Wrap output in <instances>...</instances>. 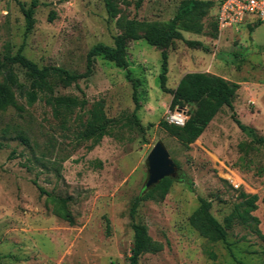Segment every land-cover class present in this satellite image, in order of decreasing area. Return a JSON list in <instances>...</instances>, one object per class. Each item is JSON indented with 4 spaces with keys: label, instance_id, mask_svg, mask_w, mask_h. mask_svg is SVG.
<instances>
[{
    "label": "rangeland",
    "instance_id": "obj_1",
    "mask_svg": "<svg viewBox=\"0 0 264 264\" xmlns=\"http://www.w3.org/2000/svg\"><path fill=\"white\" fill-rule=\"evenodd\" d=\"M17 1L25 8L31 2ZM17 1L0 0V62L22 45L23 54L38 66L78 73L85 70L89 48L112 45L125 20L168 22L182 2L115 0L119 12L110 18L102 0H36L35 23L25 34ZM214 15L212 7L201 34L182 31L185 40H199L204 47L174 40L166 48L170 90L189 71L204 70L239 84L233 109L223 106L188 147L159 121L176 109L188 118L195 106L170 108L172 94L161 88L159 78L161 49L142 38L126 44L129 77L96 56L89 76L68 87L54 85V95L86 99L84 108L66 117L54 116L42 93L28 104L15 91L18 107L0 113V264H129V209L145 190L146 158L158 141L178 174L163 200L143 201L137 209L135 221L162 244L160 251L141 255L138 264H239L235 258L264 264V242L248 227L233 223L227 228L229 250L223 241L200 235L188 220L199 197L211 202V214L224 224L240 192L257 194L252 214L264 234V144L253 140L264 135V21L249 19L215 33ZM12 69L27 88L24 69L17 64ZM99 101L112 120L108 134L97 143L79 140L75 116L86 119ZM232 113L253 131L240 130ZM134 117L144 126L142 133ZM60 200L73 224L54 213Z\"/></svg>",
    "mask_w": 264,
    "mask_h": 264
},
{
    "label": "trees",
    "instance_id": "obj_2",
    "mask_svg": "<svg viewBox=\"0 0 264 264\" xmlns=\"http://www.w3.org/2000/svg\"><path fill=\"white\" fill-rule=\"evenodd\" d=\"M17 1V0H15ZM107 14L110 18L118 15V7L115 0H102ZM141 1V0H139ZM18 2V1H17ZM140 2H137L139 5ZM20 9L25 19V34H27L35 23L34 8L37 6L36 0H31L29 7H24L19 3ZM215 8L213 31L218 32L217 7L212 0H182L175 15L168 22L147 21L128 19L122 26V31L113 37V44L96 43L92 45L86 53L85 70L81 73L70 71L61 66L45 65L38 66L37 63L27 58L22 52V45L19 46L13 55H5L0 62V113L7 107H18L15 91L24 96L28 104L34 103L42 93L45 103L50 105L54 116L66 117L75 108H84L85 98L74 95H54V85L68 87L75 84L77 80L89 76L92 72V63L96 56H102L115 66L125 69L129 77L128 61L126 58V44L130 40L144 39L148 44L161 49V72L159 74L161 88L172 94L170 108L180 105H194L193 113L186 119L183 126H178L167 122L159 121V126L169 134L175 136L185 147L195 141L207 127L213 117L223 106L233 109L232 100L236 95L239 84L228 81L224 77L205 71L186 72L178 81L173 90L165 86L168 66V54L166 48L174 40H183L189 47H204L199 40H185L182 31L196 34L203 32V18L209 13L211 8ZM52 15L49 16L51 20ZM260 24L261 21H256ZM17 64L23 68L25 75L30 80L27 88L18 80L17 74L12 69V65ZM134 84L133 80H131ZM134 86V85H133ZM135 89V86L133 87ZM86 119L78 114L74 120L78 123L76 136L79 140L93 139L97 143L99 139L108 134L112 120L108 118L103 110V103L96 102L87 110ZM70 117V116H69ZM232 118L238 128L242 131H253V128L243 124L234 113ZM137 129L142 133L144 126L137 117H134ZM254 142L264 144V135L255 136ZM174 178L165 177L155 186L145 189L136 196L129 209V216L132 220L131 228L133 232L130 254L127 258L129 264H138L139 258L145 253H156L162 249V244L153 240L148 234L147 227L143 223L135 221L136 212L139 205L146 200L161 201L168 193ZM192 185V182H190ZM40 193L49 196L42 187H38ZM239 200L234 203L231 212L224 218L221 224L211 214V202L199 197L198 207L189 216L190 225L196 229L200 235L209 241H223L229 250L230 243L227 240V228L233 223H239L248 227L262 242L264 234L259 229V218L252 212L257 208V194L239 193ZM54 213L61 219L73 224L70 212L67 210L64 201L54 208ZM233 256V254L231 253ZM234 257V256H233ZM239 264L243 261L236 259Z\"/></svg>",
    "mask_w": 264,
    "mask_h": 264
},
{
    "label": "built area",
    "instance_id": "obj_3",
    "mask_svg": "<svg viewBox=\"0 0 264 264\" xmlns=\"http://www.w3.org/2000/svg\"><path fill=\"white\" fill-rule=\"evenodd\" d=\"M217 7L218 30L237 26L244 21H264V0H212ZM187 119L186 112L176 109L167 114L171 124L183 126Z\"/></svg>",
    "mask_w": 264,
    "mask_h": 264
},
{
    "label": "water",
    "instance_id": "obj_4",
    "mask_svg": "<svg viewBox=\"0 0 264 264\" xmlns=\"http://www.w3.org/2000/svg\"><path fill=\"white\" fill-rule=\"evenodd\" d=\"M147 179L145 189H149L158 184L163 178H175L178 174V167L170 158L165 146L156 142L146 158Z\"/></svg>",
    "mask_w": 264,
    "mask_h": 264
},
{
    "label": "crops",
    "instance_id": "obj_5",
    "mask_svg": "<svg viewBox=\"0 0 264 264\" xmlns=\"http://www.w3.org/2000/svg\"><path fill=\"white\" fill-rule=\"evenodd\" d=\"M203 71H204V70H203ZM181 77H182V76H181ZM181 77H180V78H181Z\"/></svg>",
    "mask_w": 264,
    "mask_h": 264
}]
</instances>
